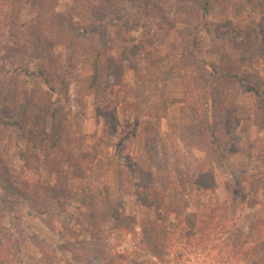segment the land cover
Listing matches in <instances>:
<instances>
[{
	"label": "rangeland",
	"instance_id": "374dc122",
	"mask_svg": "<svg viewBox=\"0 0 264 264\" xmlns=\"http://www.w3.org/2000/svg\"><path fill=\"white\" fill-rule=\"evenodd\" d=\"M144 1L124 0L117 8L107 7L98 14L81 18L82 20L77 16L78 0H56L54 4V11L68 18L65 22L72 20V24L78 27L75 33L79 46L93 45L95 49H99L110 42L117 45L124 39L130 42V38H133L137 43L141 40L153 46L161 59L155 61L143 58L140 60L139 70L134 71L126 67L117 53L115 58L121 64V80L124 86L115 84L110 77H102V81L92 87L89 86L92 70L79 61L73 51L58 47L56 52L63 53L62 63L70 78L66 87L59 85L54 92V106L57 108L55 116L43 114L47 140L36 144L43 147L56 134L76 136L83 153L95 157L91 180L104 188L105 195L104 200L90 210L68 209L77 222L74 232L80 229L87 236L86 240L93 238L89 242L80 241L74 236L77 232L72 235L71 229L64 228L63 223H69L70 220L62 215L59 208H54L47 218L28 216L30 226L20 240L22 264H72L64 259L65 252L62 249V246L68 244V239L71 241L70 248L82 244V249L76 250L77 259L88 257L90 264H104V257H107V227L114 223L119 199L122 213L128 217V222L157 223L156 207L137 205L132 194L134 187L148 183L146 181L149 177H158L155 172L157 159L176 161L174 164H177L178 170L174 169V165L171 166L169 178L166 180L174 181L178 192L184 194L187 211L195 209L196 200V190L189 179L199 165L207 162L213 167L216 190L201 196L204 204L214 201L230 202L229 209L239 213L242 228H246L254 219L264 218V161L256 160L257 153L254 149H259L260 146L252 145L257 131L253 122L235 120L232 117L223 120V130L232 131L235 137L221 157L185 147L179 134L182 126L192 119L191 112L186 110L182 102L184 76L190 79L192 87L196 86L200 90L205 85L207 91L215 95L219 94L216 89L221 91L223 87L227 96L226 102L235 101L248 107L256 99L261 91L260 84L264 83V44L252 25L258 22L261 9L243 6L238 12V2L235 0H213L208 18L212 22L213 33L207 34L200 30L201 25L198 24L197 17L192 18L191 15L180 12L177 17L172 18L174 23H168L159 17L162 10L160 11L158 0H152L151 8L145 7ZM11 5L21 7L20 11L13 15L9 14V9L5 16L1 17L2 20L16 17L25 22L36 18L35 10L32 9L34 7L30 4L22 2L19 5L16 2ZM195 24H198L196 28ZM1 29L0 70L5 73L6 68L14 64L19 65L27 56H24L23 52H8L4 45L14 33L4 29V26H1ZM21 29L23 27L19 29L20 32ZM226 39H236L238 49L245 54L241 61L243 71H239L241 81L229 83L228 86L210 77L203 66L204 61L215 65L222 63L221 53H226L222 42ZM192 41L196 43V49L191 45ZM191 49L196 52H190ZM9 55H12V59ZM18 74L26 81L22 87L23 95L24 91L32 89L34 83L27 76ZM2 76L0 73V89L4 86L6 91L13 89L11 79ZM203 81L206 83H202ZM107 101L112 103L106 104ZM153 110L164 111V117L157 121L148 114ZM15 112L12 109L7 114ZM31 125L33 126L29 129ZM36 125L28 123L25 134H21L17 128L8 130L0 125V197L4 195L1 179L7 176L3 172L6 167L12 179L50 185L55 182L56 175L43 167L44 155L53 160L54 152H45L40 148L35 151L32 148L34 139L37 138V134H34ZM259 125L264 129V118L259 120ZM126 132V169L119 170L116 156L118 140ZM20 149L24 151L27 160L19 158ZM69 159L78 169L76 158L70 156ZM78 175L79 170L68 183V186L76 191L81 187ZM26 207L25 204L21 205L23 210H26ZM167 211L164 217L167 226L171 228L174 218L172 207L169 206ZM49 247L58 252V255L55 256ZM189 257V264H207V259L199 253ZM76 258H73V261Z\"/></svg>",
	"mask_w": 264,
	"mask_h": 264
},
{
	"label": "trees",
	"instance_id": "16d2710c",
	"mask_svg": "<svg viewBox=\"0 0 264 264\" xmlns=\"http://www.w3.org/2000/svg\"><path fill=\"white\" fill-rule=\"evenodd\" d=\"M153 1L145 0L143 4L151 8ZM235 1L238 2L236 5L238 12L241 8L243 9V6L261 9L258 22L252 26L264 44V0ZM16 2L19 5L23 2L34 7L32 9L35 10L36 18L25 22L19 21L16 17L2 20L1 17L5 16L7 10L10 9L8 12L13 15L20 11L21 7L11 5ZM123 2L124 0H78L77 16L83 19L91 14H98L107 7L117 8ZM211 2L213 0H158L160 11L162 10L159 17L168 23H174L172 18L184 12L192 18L197 17L198 24L201 25L200 30L210 34L213 33L212 22L208 20ZM55 3L56 0H39L38 2L36 0H0V30H3L1 26H4V29L7 28L14 33L4 46L11 54L23 52V55L27 56V59L19 65L13 63L14 65L10 68H6L5 73L0 70L3 74L2 78L11 79L10 83L13 84V89L9 88L6 91L5 86L0 89V107L3 108H0V125L2 124L8 130L17 128L21 134H25L28 123L37 124L34 131L37 138L34 139L32 148L35 151L40 148L45 152L48 150L54 152L53 160L44 155L43 167L56 175L55 182L50 185L12 179L9 176L11 173L7 172V167L3 171L7 176L1 179L4 195L0 197V264H22L20 240L30 226L27 217L47 218L54 208H59L62 215L69 217L70 222L63 223L64 228L71 229L72 235L77 232L74 236L80 241H91L93 238L86 240L87 236L80 229L74 232V225L77 222L68 209L87 211L104 200V188L91 180L95 157L83 153L76 136L56 134L48 144L44 145L46 147H38L36 144V142L47 140L43 114L55 116L57 108L54 106V92L59 85L66 87L70 78L62 63L63 53L56 52L58 47L73 51V55H77L79 61L92 70L93 75L89 85L92 87H96L102 77H110L115 84L124 86L121 80V64L115 58L117 53L126 67L134 71L139 70L140 60L143 58L155 61L161 59L153 46L141 40L137 43L133 38H130V42L124 39L117 45L110 42L99 49H95L93 45L79 46L76 43L78 39L75 33L78 27L72 24V20L65 22L68 18L54 11ZM198 24H195L194 28ZM22 27L20 32L19 29ZM195 44L193 42L191 45H194L196 49ZM237 44L236 39H226L222 42L226 53L225 55L221 53L220 65L203 62L207 74L225 83L226 86L229 83L241 81L239 71H243L241 61L245 54L241 53ZM190 52H196V50L191 49ZM9 56L12 59V55ZM3 60L5 62V59ZM18 73L27 76L34 83L32 89L24 91L23 95L22 87L26 81L20 78ZM189 80L187 76L183 77L182 102L186 110L191 112L192 119L179 131L182 144L187 148L221 157L235 137L232 131L223 130V120L226 117L249 120L257 127L255 140L252 141L255 147L260 146L259 149H254L257 153L256 160L264 161V129L259 125V120L264 118V83L260 84L261 91L256 99L247 107L235 101L226 102L227 96L223 87L221 91L219 88L216 89L219 94L215 95L207 91L205 85L200 90L196 86L192 87ZM110 103L112 102L107 101L106 104ZM12 109L16 112L8 115L7 112ZM148 114L158 121L164 117L165 112L153 110ZM127 134L128 132L123 133L118 140L116 156L119 170L126 169L124 161L128 155L125 153L124 137ZM19 142L18 140V145ZM58 151L63 153L59 154ZM18 154L19 158L27 160L22 149L18 151ZM70 156L78 161V169L70 162ZM175 162L155 160V172L158 177H149L146 181L148 183L134 187L132 192L137 205L156 207L157 223L128 222V217L122 213L121 199L118 200L114 223L107 227L108 237L105 239L107 257H104V264H189L191 260L189 256L196 253L203 255L207 259V264H264V218L254 219L247 224L246 228H242L239 213L229 209L230 202L214 201L204 204L201 196L216 190L213 167L207 162L199 165L189 179L195 187L196 200L195 209L187 211L184 194L178 192L174 181L166 180L169 178L171 166L174 165V169L178 170ZM77 170H79L78 179L81 187L76 191L70 188L68 183L75 177ZM179 177L178 175L177 178ZM22 204L27 206L26 210L21 208ZM169 206L174 213L171 228L167 226L164 217ZM67 241L68 244L62 246L65 252L64 259L72 264H90L88 257L76 258L78 254L76 250L82 249V244L73 245L70 248L71 241L69 239ZM50 251L55 256L58 255V252H54L55 250L50 249ZM73 258L76 260L73 261Z\"/></svg>",
	"mask_w": 264,
	"mask_h": 264
}]
</instances>
